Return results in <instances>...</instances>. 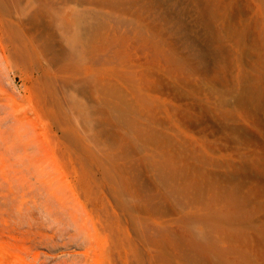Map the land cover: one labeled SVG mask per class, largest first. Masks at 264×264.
I'll use <instances>...</instances> for the list:
<instances>
[{
  "label": "rangeland",
  "instance_id": "1",
  "mask_svg": "<svg viewBox=\"0 0 264 264\" xmlns=\"http://www.w3.org/2000/svg\"><path fill=\"white\" fill-rule=\"evenodd\" d=\"M0 264H264V0H0Z\"/></svg>",
  "mask_w": 264,
  "mask_h": 264
},
{
  "label": "bare ground",
  "instance_id": "2",
  "mask_svg": "<svg viewBox=\"0 0 264 264\" xmlns=\"http://www.w3.org/2000/svg\"><path fill=\"white\" fill-rule=\"evenodd\" d=\"M128 1V0H127ZM203 13L207 16L208 15V18H209V21H208V23H209V25H212L211 23H213V21H215V14H214V12L211 10V9H208L206 6H204L203 8ZM217 18V17H216ZM217 21V20H216ZM218 22V21H217ZM203 25V24H202ZM216 25V24H215ZM206 26V25H205ZM207 26H208V24H207ZM211 27V26H210ZM213 27L214 26H212L211 28H210V30H209V32H208V36H207V41L209 42V44H212L213 46L215 45L214 43H216V41H217V35H216V32H215V30H213ZM208 31V30H207ZM190 32V31H189ZM189 32L187 33V34H189ZM206 33V32H205ZM204 37H205V35H204ZM203 38V37H202ZM197 40H198V38H197ZM205 41V40H204ZM193 43V42H192ZM216 46V45H215ZM197 49V48H196ZM199 52V51H198ZM217 52V51H216ZM202 53V52H201ZM199 53H197V55H198ZM202 55V54H201ZM203 57V56H202ZM201 57V58H202ZM184 60H186V59H184ZM187 61V60H186ZM186 63H188V62H186ZM241 98H242V100H253V99H255V97L254 96H252L250 93H248V92H244V94L241 96Z\"/></svg>",
  "mask_w": 264,
  "mask_h": 264
}]
</instances>
